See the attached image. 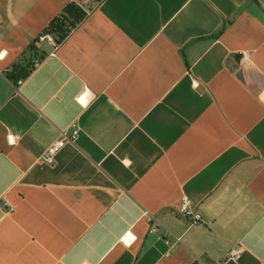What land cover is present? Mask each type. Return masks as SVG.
<instances>
[{"label": "crops", "instance_id": "0c3cea01", "mask_svg": "<svg viewBox=\"0 0 264 264\" xmlns=\"http://www.w3.org/2000/svg\"><path fill=\"white\" fill-rule=\"evenodd\" d=\"M0 264H264L254 0H0Z\"/></svg>", "mask_w": 264, "mask_h": 264}, {"label": "built area", "instance_id": "2783aa9c", "mask_svg": "<svg viewBox=\"0 0 264 264\" xmlns=\"http://www.w3.org/2000/svg\"><path fill=\"white\" fill-rule=\"evenodd\" d=\"M44 36H41L40 39H43ZM21 83V80L18 81ZM76 100L84 105L86 103V92L79 94L76 97ZM78 135V128L73 123L69 127L65 129H61L58 134V138L48 145L46 149L41 154V160L48 164H52L55 159L56 153L62 149L67 143H74ZM178 211L180 214L187 216L191 219L192 223H198L201 220L200 213L194 211L189 206V200L186 197H183L182 201L179 204ZM145 215H148L147 211L144 212ZM166 242L170 244V241L166 239ZM240 256L239 248H232L228 251L227 258L228 259H238Z\"/></svg>", "mask_w": 264, "mask_h": 264}, {"label": "trees", "instance_id": "16d2710c", "mask_svg": "<svg viewBox=\"0 0 264 264\" xmlns=\"http://www.w3.org/2000/svg\"><path fill=\"white\" fill-rule=\"evenodd\" d=\"M256 3V0H254ZM85 16V11L75 4H68L64 7L61 15L55 17L49 25L46 27L45 32H56V42H61ZM72 18L69 26L66 24V19ZM41 36V35H40ZM39 39V37H38ZM29 71L26 70L22 73L23 76H27Z\"/></svg>", "mask_w": 264, "mask_h": 264}, {"label": "water", "instance_id": "95a60500", "mask_svg": "<svg viewBox=\"0 0 264 264\" xmlns=\"http://www.w3.org/2000/svg\"><path fill=\"white\" fill-rule=\"evenodd\" d=\"M256 3L260 7V9L264 12V0H256Z\"/></svg>", "mask_w": 264, "mask_h": 264}, {"label": "rangeland", "instance_id": "374dc122", "mask_svg": "<svg viewBox=\"0 0 264 264\" xmlns=\"http://www.w3.org/2000/svg\"><path fill=\"white\" fill-rule=\"evenodd\" d=\"M65 21H66L67 26H69V24L71 23L70 21H72V18L66 19ZM41 36H43V35H41ZM41 36H39V39H38L39 41L43 40V39H40ZM44 37H45L44 39L48 38V40H51L49 37H47V38H46V36H44Z\"/></svg>", "mask_w": 264, "mask_h": 264}]
</instances>
